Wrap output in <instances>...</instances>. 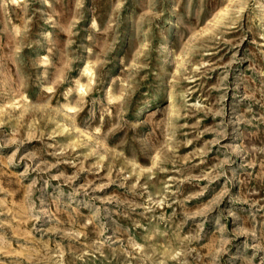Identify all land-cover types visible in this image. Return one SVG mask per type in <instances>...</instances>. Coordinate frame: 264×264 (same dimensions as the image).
I'll return each instance as SVG.
<instances>
[{
    "label": "rangeland",
    "instance_id": "1",
    "mask_svg": "<svg viewBox=\"0 0 264 264\" xmlns=\"http://www.w3.org/2000/svg\"><path fill=\"white\" fill-rule=\"evenodd\" d=\"M0 264H264V0H0Z\"/></svg>",
    "mask_w": 264,
    "mask_h": 264
}]
</instances>
